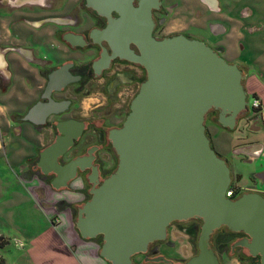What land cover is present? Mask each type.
I'll list each match as a JSON object with an SVG mask.
<instances>
[{"label": "water", "instance_id": "1", "mask_svg": "<svg viewBox=\"0 0 264 264\" xmlns=\"http://www.w3.org/2000/svg\"><path fill=\"white\" fill-rule=\"evenodd\" d=\"M84 1L106 19L94 34L107 42L110 54L102 49L94 64L124 57L142 66L145 77L121 124L107 132L116 164L101 180L90 164L92 149L63 163L58 160L80 132L77 121H56L57 134L38 152L36 165L42 174H53V189L66 188L77 169L90 167L88 197L76 208L73 221L79 237L99 236L98 257L107 264H133V256L145 254L149 243L165 237L169 222L196 218V253L183 264H219L209 240L221 226L243 233L233 246L264 264V197L255 191L225 196L229 168L210 146L204 128L209 110L216 111V122L229 130L246 113L240 68L198 39L181 34L153 38L150 9L157 8L159 0H137L136 5L133 0ZM204 1L212 7L215 3ZM62 38L71 44L82 40L70 32ZM128 42L134 43L137 54ZM63 104L36 103L27 117L39 111L43 120L58 113L49 107ZM146 261L166 262L161 257Z\"/></svg>", "mask_w": 264, "mask_h": 264}, {"label": "crops", "instance_id": "2", "mask_svg": "<svg viewBox=\"0 0 264 264\" xmlns=\"http://www.w3.org/2000/svg\"><path fill=\"white\" fill-rule=\"evenodd\" d=\"M14 5L12 0H0V78H9L5 90L0 91V107L4 98L10 100L15 103L13 113L20 111L23 100V71L32 74L34 81L38 80L21 51H29L32 56L53 55L51 44L55 43L52 35L56 27L52 20L63 13L36 8L20 10ZM254 12L249 9L248 16ZM257 23L248 22V28L243 27L241 35L236 31L240 24L236 29H226L221 22L214 23L220 27L218 35L222 33L223 38L216 35L213 41L222 50L221 57L242 71L246 96L252 95L260 102L258 117L247 111L238 117L231 130L204 117V128L210 146L229 168L230 183L239 185L242 179L248 180L250 185L242 187L241 192L255 191L264 197V41L257 32L264 28ZM97 95L91 97L97 98ZM9 113L3 119L5 132H15L13 136L6 134L4 142L0 140V151L4 143L10 145L9 159L19 169V175L0 168V180H11L16 188L0 199L3 227L0 236L6 241L0 249L1 264H107L98 257L97 242L80 238L73 225L68 206L83 200L79 177L66 188L53 189L30 174L26 159L33 157L35 149L47 141L27 125L13 123ZM222 135L227 141L221 139ZM60 201L68 206L59 207ZM37 210L40 215H35ZM9 239L13 243L11 248Z\"/></svg>", "mask_w": 264, "mask_h": 264}, {"label": "flooded vegetation", "instance_id": "3", "mask_svg": "<svg viewBox=\"0 0 264 264\" xmlns=\"http://www.w3.org/2000/svg\"><path fill=\"white\" fill-rule=\"evenodd\" d=\"M182 1L159 0L158 7L150 9V18L153 23L150 35L155 39L175 34L198 39L215 49L221 56L222 50L213 41V38L220 31V27L214 25V23L219 21L211 22L208 20L205 22L206 28H204L203 18L197 13V7L190 11L185 7V2L183 4ZM12 2L15 4L13 7L20 10L36 8L43 11L59 10L63 12L59 14L61 22L52 24L56 27L52 35L55 43L51 44V48L54 50L53 55L41 53L38 56H32V54L28 53L29 51H21L26 56L22 58L27 60L26 63L29 67L34 68V76L38 80L34 81L32 74L23 71V100L20 111L9 113L8 118L15 124L27 125L31 131L41 134L43 139L47 141L41 148L35 149V157L26 159L29 165L28 172L51 187L49 181L53 174L41 173L36 165L38 152L49 144L57 134V130L54 127L56 121L72 119L81 123L80 132L77 138L73 140L72 146L68 148L67 153L58 160L63 163L72 157L85 155L88 149H92L93 158L90 164L95 166L98 172V180H101L114 169L116 164V156L107 139V132L109 129L116 128L121 124L128 111L131 98L137 92L140 82L145 77V70L136 62L118 56L110 57L106 63L94 64L100 59L102 49L106 51V54H110L107 42L96 38L94 34V30H100L104 27L106 19L86 7L84 0H14ZM136 2L137 0H133V5H136ZM214 2L213 8H215L216 12H220L222 6H226L228 10L232 9L233 11L239 0H214ZM175 9H179L178 13L182 15V20H185L189 13H196L195 21L185 22L182 29L165 31L166 16L169 13L176 14ZM110 14L113 17L117 16L114 12ZM204 30L206 31L205 35L202 34ZM66 32L80 35L81 42L71 44L65 41L62 36ZM128 48L137 54L138 50L134 43L128 42ZM8 82L9 78H0L1 92L5 90V84ZM93 94H99V97H94L95 100L93 102L89 101L90 105H87V111L85 113L78 111L77 114H74V108L82 110L84 101L90 100ZM49 101L54 102V104H64L49 107L58 113L48 114L43 120L39 119V111L27 117L28 109L31 106L36 103L46 104ZM244 114L239 118L243 117ZM67 154H69L68 157H65ZM89 175L90 167H84L82 170L77 169L75 176L67 182L68 185L79 177L80 192L83 193L81 203L85 200L84 197L86 193L88 194V189L91 185ZM85 184L88 185L86 191L84 190ZM58 205L59 207L68 206L63 201H60ZM69 206L68 208L71 211L73 206ZM199 225L200 220L196 218L169 222L165 229V237L162 240H155L149 243L146 253L133 256L131 258L132 263L183 264L196 253L194 237L198 233ZM221 227L211 233L209 240L219 264H221V254L225 256L226 253L231 256L230 258L236 257L237 262L257 264V259L248 256L245 249L233 246L234 242L245 235L241 232H232L223 226ZM178 234L182 235V239L186 242L189 250L191 248L194 249L193 253L187 259H183L181 256L176 258L160 254V247L170 250L174 249L175 242L170 238ZM158 257H161L166 262L146 261ZM135 258H139V261L135 262Z\"/></svg>", "mask_w": 264, "mask_h": 264}, {"label": "rangeland", "instance_id": "4", "mask_svg": "<svg viewBox=\"0 0 264 264\" xmlns=\"http://www.w3.org/2000/svg\"><path fill=\"white\" fill-rule=\"evenodd\" d=\"M12 1H14V0H12ZM182 2H183V4L185 2V7H187L190 11L193 10L194 7H197V9H198L197 13L203 18L204 28H206L205 22L208 20L211 22L219 21L222 23V25L226 29H236L240 24V29H236V31L238 32L239 35H241V33L243 32V27L245 29L248 28V22H250V21H252V23L258 22L257 25L260 26L261 28L262 27L264 28V0H239L238 5H236L234 14H233L232 9L228 10L226 8V6H222V9L220 12H216L215 8L211 7V5H209L208 2L204 1V0H183ZM188 9H187V11H189ZM249 9L255 11L254 14L250 15V17L248 16ZM178 10L177 9L174 10L177 12L176 14L175 13H173V14L169 13L166 16V22L164 25L165 31H167L169 29H182L185 22L195 21V14L196 13H189L187 15L186 19L182 20L181 19L182 15H180L178 13ZM257 32L259 33V35L258 34L257 35L260 37V39H262V41H264V30H259ZM202 34L205 35L206 31L204 30L202 32ZM219 34H220V35H218L219 38H223V36H221L222 33H219ZM246 35H247V33H246ZM245 41L246 40H244V43H245ZM93 90H96V89H93ZM98 97H99V94L97 95V98ZM246 99H247L248 103H250V101L252 99V95L248 94L246 96ZM94 100H95V98L91 97L90 100H87V101H85L84 104H82V106H83L82 110L74 108L73 113L77 114L78 111L85 113L87 111V105H90L89 101L91 102ZM13 107L15 108V103L12 104V102H10V100L7 101V99H5V98H4V100H2V104L0 107V120L2 122V124L0 125V140L2 142H4V138H5L6 134L13 136L14 132H15V131L13 132L12 130H9L6 133L5 132V126L3 125V119L6 118L7 113L11 112V109ZM16 109H17L16 111H18V106ZM258 112H259V110L256 112L255 117H258V115H259ZM250 114L252 115L253 112L250 111ZM214 117L216 118V111H214V110H212V111L209 110L205 114V118L213 119ZM221 139L223 141L224 140L227 141V138L225 135H222ZM10 150H11L10 145L7 146L4 143L3 150L0 151V168H2L3 170L8 169L12 173V175H15V174L19 175V173H18L19 169H17V167L10 162V159H9ZM20 175H21V173H20ZM0 181L1 182L3 181L2 183H0V199L3 197H6L8 193L10 194L11 192L16 191L15 185H14V183H12L11 180H9V182H6L5 180H0ZM249 185H250V183L248 180L242 179L241 182L239 183V185H234V186L238 187L239 189H242V187L249 186ZM84 187H85L84 190L86 191L88 188V185L85 184ZM87 197H88V194L86 193L84 199H86ZM80 204H81V202L75 203L73 205V207H71L70 214H71L72 221H74V219H75L76 208L78 206H80ZM27 213L30 214V211L28 208H27ZM40 214H41V212L39 210H37V212H35V215H40ZM220 228H222V227H220ZM0 229H3L1 219H0ZM196 235L194 237V241H196ZM182 238L183 237L180 234H178L175 237L174 236L171 237L170 239L175 242L174 249L170 250V249H167L165 247H160L159 253L164 255V256H167V257L180 258V256H181V258L187 259L193 253L194 249L191 248L189 250V248L186 245V242L183 241ZM9 242H10L9 246L11 248V246H13L11 239H9ZM2 247H4V246H2ZM241 256H243V255H241ZM230 257L231 256L228 253H226L225 256H223L221 254V257H220L221 258V264H245V262H237L236 257L235 258H230ZM134 260H135V262H138L139 258H135Z\"/></svg>", "mask_w": 264, "mask_h": 264}, {"label": "built area", "instance_id": "5", "mask_svg": "<svg viewBox=\"0 0 264 264\" xmlns=\"http://www.w3.org/2000/svg\"><path fill=\"white\" fill-rule=\"evenodd\" d=\"M259 107H260V102H259V100L257 98L252 97L250 103H248V101H247L246 109H247L248 112L252 111L253 114L255 115L256 112L259 110ZM235 191H239L240 192L241 189H239L236 186H233V187L228 186L226 188V191H225V196L230 198L234 194Z\"/></svg>", "mask_w": 264, "mask_h": 264}, {"label": "trees", "instance_id": "6", "mask_svg": "<svg viewBox=\"0 0 264 264\" xmlns=\"http://www.w3.org/2000/svg\"><path fill=\"white\" fill-rule=\"evenodd\" d=\"M212 111V110H211ZM214 122H216V118H213ZM230 187H233L234 185H232L231 183L229 184ZM239 191H235L234 194L230 197L231 199L234 198L237 194H239ZM85 198V197H84ZM93 240H95L97 242V246L99 248L100 245V237H96ZM6 243V241L0 236V249L2 248V246H4ZM196 252V249H195ZM2 260L0 259V264H1Z\"/></svg>", "mask_w": 264, "mask_h": 264}]
</instances>
